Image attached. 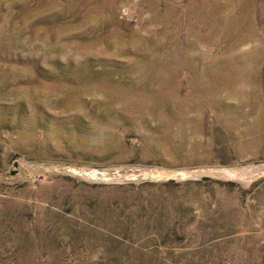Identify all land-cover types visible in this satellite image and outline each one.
Returning <instances> with one entry per match:
<instances>
[{
  "label": "rangeland",
  "instance_id": "obj_1",
  "mask_svg": "<svg viewBox=\"0 0 264 264\" xmlns=\"http://www.w3.org/2000/svg\"><path fill=\"white\" fill-rule=\"evenodd\" d=\"M0 264H264V0H0Z\"/></svg>",
  "mask_w": 264,
  "mask_h": 264
}]
</instances>
